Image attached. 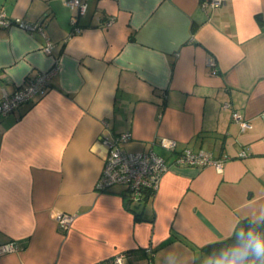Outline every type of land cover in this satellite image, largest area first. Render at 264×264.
Masks as SVG:
<instances>
[{"label":"crops","instance_id":"0c3cea01","mask_svg":"<svg viewBox=\"0 0 264 264\" xmlns=\"http://www.w3.org/2000/svg\"><path fill=\"white\" fill-rule=\"evenodd\" d=\"M84 1L72 33L64 0H0L52 42L49 55L40 33L0 26V95L59 65L44 96L0 117V244L17 246L0 264H100L120 251L146 264L148 246L153 264L170 253L206 264L205 245L264 209V0ZM233 111L252 127L241 131ZM123 132L124 149L169 164L152 194L94 188L108 154L100 137ZM185 148L222 169L175 164ZM60 212L76 214L67 230Z\"/></svg>","mask_w":264,"mask_h":264},{"label":"built area","instance_id":"2783aa9c","mask_svg":"<svg viewBox=\"0 0 264 264\" xmlns=\"http://www.w3.org/2000/svg\"><path fill=\"white\" fill-rule=\"evenodd\" d=\"M65 4L72 10L71 17L72 33L81 30L77 25V19L86 12V2L84 0H64ZM223 3V0H200L202 9L215 8ZM112 18L107 20L110 25ZM17 24L26 31L40 33L45 42L42 50L46 54H51L52 42L45 37L43 25L40 21L28 22L25 20H12L6 16L5 12L0 8V26H8ZM209 64L215 66L211 59ZM58 60L54 59L53 65L47 71L37 73L33 78H30L20 84L11 93L3 91L0 95V117L14 111L21 104L30 102L36 98L44 96L50 87V79L58 71ZM264 116V110L262 111ZM232 118L239 123L241 131L252 127V123L241 117L237 112H232ZM101 141L107 146L108 154L104 162L102 172L95 183L96 191H105L114 185H122L129 191L130 198H137L143 193H153L158 185L162 175L168 170L169 164L161 155L157 154L153 149L144 151H128L122 147V144L130 139L129 132H123L112 139L100 137ZM264 141V138H263ZM159 144L172 150L176 146L173 139L161 138ZM246 152L239 153L240 156H246ZM174 163L178 165H191L196 167L213 166L221 170L224 160L217 158L210 151L192 150L185 148L181 150L174 159ZM76 218L75 213L60 212L55 216V221L58 228L67 230L71 227ZM17 250L14 241H8L0 244V253H8ZM149 254L146 264H153V249L146 247ZM130 252L120 251L113 255L108 261L100 264H124L129 258Z\"/></svg>","mask_w":264,"mask_h":264},{"label":"clouds","instance_id":"9594fccd","mask_svg":"<svg viewBox=\"0 0 264 264\" xmlns=\"http://www.w3.org/2000/svg\"><path fill=\"white\" fill-rule=\"evenodd\" d=\"M262 224L264 209L249 218L247 228L234 231L235 241L231 246L210 253L206 264H264V232L258 230ZM165 261L166 264H180L176 253H170Z\"/></svg>","mask_w":264,"mask_h":264},{"label":"trees","instance_id":"16d2710c","mask_svg":"<svg viewBox=\"0 0 264 264\" xmlns=\"http://www.w3.org/2000/svg\"><path fill=\"white\" fill-rule=\"evenodd\" d=\"M148 195L152 194L150 192H146ZM249 226V218H243L241 220H239V222L237 223L235 230H238L240 228H247ZM259 231L264 232V224L260 225ZM235 241V236H234V232L232 235H230L227 238H224L222 240L219 241H215L212 243H209L207 245H205L203 247V249L207 252V254L209 255L210 253H215V252H219L221 249L227 248L229 246H231L233 244V242Z\"/></svg>","mask_w":264,"mask_h":264}]
</instances>
